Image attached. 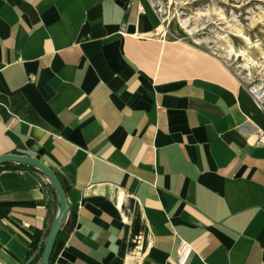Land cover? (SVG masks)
<instances>
[{
  "label": "crops",
  "instance_id": "crops-1",
  "mask_svg": "<svg viewBox=\"0 0 264 264\" xmlns=\"http://www.w3.org/2000/svg\"><path fill=\"white\" fill-rule=\"evenodd\" d=\"M151 3L0 0V155L66 191L49 264H264V109ZM60 206L0 164V264H39Z\"/></svg>",
  "mask_w": 264,
  "mask_h": 264
},
{
  "label": "rangeland",
  "instance_id": "rangeland-1",
  "mask_svg": "<svg viewBox=\"0 0 264 264\" xmlns=\"http://www.w3.org/2000/svg\"><path fill=\"white\" fill-rule=\"evenodd\" d=\"M164 23L161 32L168 38L190 41L220 60L247 84L264 76V0H151ZM178 23L190 30V36L179 34ZM239 34L241 36H239ZM249 37L263 51L252 47L248 55H238Z\"/></svg>",
  "mask_w": 264,
  "mask_h": 264
},
{
  "label": "water",
  "instance_id": "water-1",
  "mask_svg": "<svg viewBox=\"0 0 264 264\" xmlns=\"http://www.w3.org/2000/svg\"><path fill=\"white\" fill-rule=\"evenodd\" d=\"M135 30H136V26L130 25L129 32L134 33ZM9 161H14V162L30 165V166L36 167L37 169L41 170L48 177V179L50 180L51 184L54 186V188H55V190L59 196L60 205H61L60 211L57 214V216H56V218L52 224V227L50 229V232L46 238L45 246L42 250L41 259L39 262V264H49L53 250H54V247H55L56 240L58 238V235L60 233V230H61V227L63 224V221L67 217L68 211H69V205H68V201H67L66 191H65L58 175L54 171V169H52L45 162H43L37 158L28 157V156H20V155H14V154L0 155V164H2L4 162H9ZM33 260L34 259H32V261Z\"/></svg>",
  "mask_w": 264,
  "mask_h": 264
},
{
  "label": "built area",
  "instance_id": "built-area-1",
  "mask_svg": "<svg viewBox=\"0 0 264 264\" xmlns=\"http://www.w3.org/2000/svg\"><path fill=\"white\" fill-rule=\"evenodd\" d=\"M248 90L264 109V76L248 84ZM258 143L264 145V132L260 133ZM193 252L194 248L190 243L181 241L176 255L177 263L187 264Z\"/></svg>",
  "mask_w": 264,
  "mask_h": 264
},
{
  "label": "bare ground",
  "instance_id": "bare-ground-1",
  "mask_svg": "<svg viewBox=\"0 0 264 264\" xmlns=\"http://www.w3.org/2000/svg\"><path fill=\"white\" fill-rule=\"evenodd\" d=\"M148 10L150 12V15L155 23V26L158 28L159 31H161L163 28H164V23L163 21L161 20L159 14L157 13V11L154 9V6L153 4H148ZM177 27H176V30L179 34H182L184 36H190L191 35V32L190 30H187L184 28L183 24L182 23H178L176 24ZM239 36H241L239 34ZM246 39V45L245 47L241 48V49H238L236 50L233 46L231 48V52H233L234 50L238 53V55H244V56H247L248 54V50L252 47H255L257 48L259 51H263V49L260 47L259 44H254L249 37H244ZM248 62L250 64V62H255V58L253 56H250L248 55Z\"/></svg>",
  "mask_w": 264,
  "mask_h": 264
},
{
  "label": "trees",
  "instance_id": "trees-1",
  "mask_svg": "<svg viewBox=\"0 0 264 264\" xmlns=\"http://www.w3.org/2000/svg\"><path fill=\"white\" fill-rule=\"evenodd\" d=\"M51 185H52V184H51ZM52 187L54 188L53 185H52ZM54 190H55V188H54ZM37 260H38V257H35L34 260H33L30 264H35V263L37 262Z\"/></svg>",
  "mask_w": 264,
  "mask_h": 264
}]
</instances>
